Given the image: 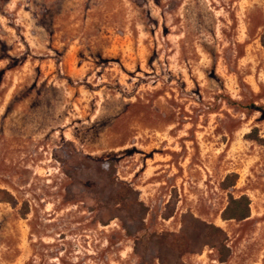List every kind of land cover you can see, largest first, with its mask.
<instances>
[{"label": "rangeland", "instance_id": "1", "mask_svg": "<svg viewBox=\"0 0 264 264\" xmlns=\"http://www.w3.org/2000/svg\"><path fill=\"white\" fill-rule=\"evenodd\" d=\"M0 264H264V0H0Z\"/></svg>", "mask_w": 264, "mask_h": 264}, {"label": "trees", "instance_id": "2", "mask_svg": "<svg viewBox=\"0 0 264 264\" xmlns=\"http://www.w3.org/2000/svg\"><path fill=\"white\" fill-rule=\"evenodd\" d=\"M231 202L232 203H242L243 198H238V199H233L232 197L230 198ZM246 201V200H245ZM241 213L240 214H237V215H231L227 218H238V219H242V218H245L248 216V205H247V202H245V209H241Z\"/></svg>", "mask_w": 264, "mask_h": 264}]
</instances>
